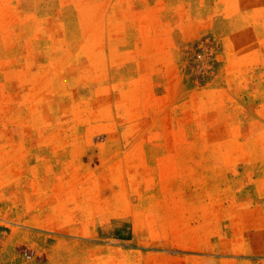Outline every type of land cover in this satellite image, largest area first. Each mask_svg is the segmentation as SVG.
<instances>
[{"label": "rangeland", "instance_id": "obj_1", "mask_svg": "<svg viewBox=\"0 0 264 264\" xmlns=\"http://www.w3.org/2000/svg\"><path fill=\"white\" fill-rule=\"evenodd\" d=\"M0 264H264V0H0Z\"/></svg>", "mask_w": 264, "mask_h": 264}]
</instances>
